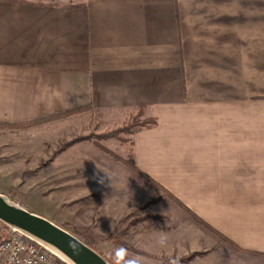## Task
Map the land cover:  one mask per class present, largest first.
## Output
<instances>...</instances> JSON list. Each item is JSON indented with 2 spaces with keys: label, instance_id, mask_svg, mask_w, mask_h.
Returning <instances> with one entry per match:
<instances>
[{
  "label": "crops",
  "instance_id": "0c3cea01",
  "mask_svg": "<svg viewBox=\"0 0 264 264\" xmlns=\"http://www.w3.org/2000/svg\"><path fill=\"white\" fill-rule=\"evenodd\" d=\"M88 105L59 120L144 105L136 168L219 234L154 258L214 237L216 264L264 259V0H0V123Z\"/></svg>",
  "mask_w": 264,
  "mask_h": 264
},
{
  "label": "rangeland",
  "instance_id": "374dc122",
  "mask_svg": "<svg viewBox=\"0 0 264 264\" xmlns=\"http://www.w3.org/2000/svg\"><path fill=\"white\" fill-rule=\"evenodd\" d=\"M66 117L23 127L0 126L11 130L0 131L1 194L59 226L73 231L74 226L84 227L97 236V247L104 254L114 248L124 249L135 264H162L188 255V261L171 264H216L220 248H215L214 237L199 241L196 249L193 242L182 245L187 249L182 255L176 250L175 255L162 251L153 257L156 239L161 235L167 239L175 231L178 239L182 234L194 240L199 239L194 225L211 231L177 199L176 204L189 216L169 200L171 194L153 187L118 160L130 156L131 136L120 132L109 138L103 135L124 125L127 113L92 111L86 118L59 120ZM11 232L3 224L0 240ZM175 242L178 246L183 241ZM160 248L169 247L165 243ZM258 260L256 264H264V259ZM244 263L237 259L235 264Z\"/></svg>",
  "mask_w": 264,
  "mask_h": 264
},
{
  "label": "water",
  "instance_id": "95a60500",
  "mask_svg": "<svg viewBox=\"0 0 264 264\" xmlns=\"http://www.w3.org/2000/svg\"><path fill=\"white\" fill-rule=\"evenodd\" d=\"M0 222L41 245L66 264H111L102 254L55 222L0 193Z\"/></svg>",
  "mask_w": 264,
  "mask_h": 264
},
{
  "label": "trees",
  "instance_id": "16d2710c",
  "mask_svg": "<svg viewBox=\"0 0 264 264\" xmlns=\"http://www.w3.org/2000/svg\"><path fill=\"white\" fill-rule=\"evenodd\" d=\"M91 106H83V107H78L74 108L71 110H65V111H58L53 114L43 116L41 118H37L34 120H30L27 122H21V123H13V124H7V123H0V126H7V127H23L26 125H31L35 123H42V122H47L51 121L54 119L62 118L65 116H71L77 113H80L86 109H89ZM128 118L125 122L124 125L120 126L118 130L110 133V134H104V138H109L112 135L117 134V132H120L122 134L130 135L131 136V146L133 144V136L141 129H150L153 128L157 125V118L154 116H151L147 113V109L144 105H139L135 107L134 109L130 110L128 113ZM70 145V144H69ZM118 160L127 168L132 170L133 172L137 173L138 175L142 176L146 180L150 181V178L146 175L141 174L139 170L136 168L134 164V160L132 157V154L130 153V156L127 158H118ZM196 220L200 222L205 228L209 229L211 232L219 235L216 230H214L211 226H209L207 223H205L203 220L199 219L197 216H195ZM3 226L2 223H0V228ZM75 236H77L79 239H81L85 244L88 246L92 247L96 251H98L100 254L103 255V257L110 262L111 264H117V257H116V252L117 248H114L104 254L102 251H100L97 247L98 244H96L95 238L97 237L94 235L92 232L90 233L88 230H86L84 227H76L74 226V231L71 230L68 227H65L64 225H60ZM231 243V242H229ZM264 255V254H262ZM191 255L185 256L183 258H176V259H170V260H164L162 264H171L172 262H179V261H188L190 259ZM126 261H132L126 254L124 259L121 261V264H125ZM132 264H135L132 261Z\"/></svg>",
  "mask_w": 264,
  "mask_h": 264
},
{
  "label": "built area",
  "instance_id": "2783aa9c",
  "mask_svg": "<svg viewBox=\"0 0 264 264\" xmlns=\"http://www.w3.org/2000/svg\"><path fill=\"white\" fill-rule=\"evenodd\" d=\"M0 264H66L19 231L0 240Z\"/></svg>",
  "mask_w": 264,
  "mask_h": 264
},
{
  "label": "clouds",
  "instance_id": "9594fccd",
  "mask_svg": "<svg viewBox=\"0 0 264 264\" xmlns=\"http://www.w3.org/2000/svg\"><path fill=\"white\" fill-rule=\"evenodd\" d=\"M158 243L163 245L166 243V236L161 235L158 239ZM126 250L124 249H118L116 252V257H117V264H121V261L125 257ZM125 264H132V261H126Z\"/></svg>",
  "mask_w": 264,
  "mask_h": 264
},
{
  "label": "bare ground",
  "instance_id": "6f19581e",
  "mask_svg": "<svg viewBox=\"0 0 264 264\" xmlns=\"http://www.w3.org/2000/svg\"><path fill=\"white\" fill-rule=\"evenodd\" d=\"M61 258H62L63 260H65L63 257H61ZM59 259H60V258H59ZM60 260H61V259H60ZM63 260H62V261H63Z\"/></svg>",
  "mask_w": 264,
  "mask_h": 264
}]
</instances>
